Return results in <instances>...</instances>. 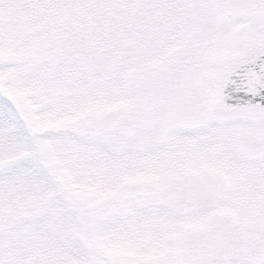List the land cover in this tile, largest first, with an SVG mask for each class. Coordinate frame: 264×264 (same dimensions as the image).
<instances>
[{
  "label": "snow or ice",
  "instance_id": "1",
  "mask_svg": "<svg viewBox=\"0 0 264 264\" xmlns=\"http://www.w3.org/2000/svg\"><path fill=\"white\" fill-rule=\"evenodd\" d=\"M0 264H264V0H0Z\"/></svg>",
  "mask_w": 264,
  "mask_h": 264
}]
</instances>
